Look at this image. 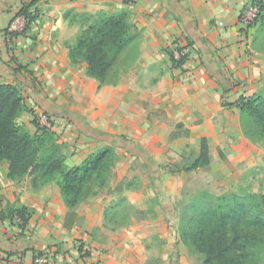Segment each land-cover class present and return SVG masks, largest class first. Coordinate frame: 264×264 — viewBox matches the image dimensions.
Here are the masks:
<instances>
[{
  "label": "crops",
  "instance_id": "0c3cea01",
  "mask_svg": "<svg viewBox=\"0 0 264 264\" xmlns=\"http://www.w3.org/2000/svg\"><path fill=\"white\" fill-rule=\"evenodd\" d=\"M21 1L0 0V84L17 83L23 76L43 81L62 78V82L77 77L82 97L89 102L80 113L86 116L90 129L109 137L84 134L106 144L108 138L124 136L140 147L132 143L140 154L155 155L162 152L158 146L168 144L182 158L199 150L201 137L207 138L211 152L214 145L229 142L239 147L243 141L239 110L229 104L240 95L253 94L264 79V53L250 49L249 28L241 20L249 0H137L132 6L126 0H36L35 21L8 41L7 32ZM70 9L130 14L140 34L139 53L130 71L116 84L101 88L97 84L89 89L84 77L94 78L86 75L84 64L83 77L72 68L68 44H73L78 33L76 30L69 40L73 27L63 18ZM182 45L190 46L192 56L171 68L168 50ZM142 67L151 77L144 86L139 82L144 76ZM25 104L30 107L28 99ZM25 112L18 123L32 132L36 128ZM58 123L51 130L62 131ZM177 125L190 134L170 142L165 132L174 131ZM123 150L127 149L115 146L116 154ZM11 182L0 172V198L28 206L32 216L22 230L17 220L2 219L0 204V264H31L32 257L43 248L56 264H63L73 257L66 253L64 260L57 247L70 249L76 257L82 249L72 246L75 239H81L84 250L88 249L83 257L87 264H140L136 247L142 239L133 231L140 225L138 220L128 226L124 232L127 239L120 244L101 227L102 205L87 204L78 210L74 224L65 227L69 211L56 182L54 196H49L48 186L27 192L10 186Z\"/></svg>",
  "mask_w": 264,
  "mask_h": 264
},
{
  "label": "rangeland",
  "instance_id": "374dc122",
  "mask_svg": "<svg viewBox=\"0 0 264 264\" xmlns=\"http://www.w3.org/2000/svg\"><path fill=\"white\" fill-rule=\"evenodd\" d=\"M29 12L32 16L31 20L28 22L21 20L17 29L26 28L35 21L37 15L35 6L32 5ZM66 22L73 27V35L69 33L71 36L69 40H71L76 30L78 33L79 27L77 23ZM136 38L132 50L125 55L122 67L118 70L119 79L129 70L138 56L140 34H137ZM249 44L254 52L264 53V32H260L259 21L249 27ZM186 46L188 45L176 46L172 51L168 50L171 68L179 67L178 54ZM192 53L191 49V56ZM71 66L83 77L82 63ZM141 74L144 76H141L140 84L142 86L149 84L151 77L144 72V67ZM84 78L86 87L89 89H94L97 84L98 88L112 85L104 84L99 87L96 79ZM263 78L264 74L261 79ZM17 84L22 90L24 99L29 100L30 107L25 113L30 114L36 128L32 132H38L45 127L44 115L50 120V128L53 125H59L58 122L62 124L63 130L55 132V137L69 166L79 164L90 153L106 145L107 142L89 138L80 129V123L88 128L91 127L86 122V116L79 110L89 102L82 97L80 80L77 77L72 81L62 82V78L43 81L33 76H23ZM262 89H264V79L255 92ZM238 121L243 141L238 143L239 147L229 142L214 145L212 152L210 151L211 163L207 168L191 172L180 171L181 155L171 149L168 144L165 147L158 146L162 152H156L155 155H147L144 152L143 156L135 155L132 150H123L120 154H116L106 186L101 188L95 186L93 195L82 202L74 212L67 213L64 226L74 224L79 209L87 204L92 207L99 204L102 205L101 227L107 232L110 231L112 236H116L115 241L120 244L127 239L125 230L132 223L136 224L134 219L138 220L140 225L133 230L135 235L142 239L141 244L137 243L136 247L138 263L201 264L199 254L193 252L181 239V227L187 222L193 210L212 204L220 198L230 201L232 195L262 196L264 194V142L255 136L249 137L243 132L240 113ZM170 125L175 127L174 123ZM172 131L165 132L166 139H169ZM105 136L109 137L108 134ZM123 139L134 144L125 137ZM134 145L140 148L137 144ZM134 145L131 146L132 149L136 148ZM0 172L3 174L7 172L5 163L0 164ZM55 184L50 182L37 189L31 186L30 177H25L9 185L27 192L42 190L43 187L48 186L49 196H54ZM52 202L56 203L54 200ZM100 237L104 239L106 235L100 234ZM80 242H82L81 239H75L72 242L74 248L82 249L76 257L70 254V249L65 251L64 247H57V253L62 255L64 260L66 253L69 257H73L72 261H65L63 264H87L83 257L89 252L87 248H85L86 251L84 250ZM45 250L46 248H43L38 253H46ZM262 256V264H264V251ZM80 258L81 262H79ZM52 260L56 264L55 260Z\"/></svg>",
  "mask_w": 264,
  "mask_h": 264
},
{
  "label": "trees",
  "instance_id": "16d2710c",
  "mask_svg": "<svg viewBox=\"0 0 264 264\" xmlns=\"http://www.w3.org/2000/svg\"><path fill=\"white\" fill-rule=\"evenodd\" d=\"M36 0H22L17 15L31 20L29 12ZM258 7L257 17L247 27L259 21L264 32V0H249ZM63 18L77 23L78 34L68 48L70 61L84 64L87 76L96 79L99 87L115 84L124 57L132 50L137 34L135 24L126 11L91 13L70 9ZM8 41L16 35L8 31ZM191 43V42H190ZM184 58L178 64L184 62ZM21 69V66H18ZM230 106L238 108L243 132L264 142V89L251 95H240ZM22 90L17 83L0 84V164L7 165L6 177L20 181L30 177L31 186L56 182L64 205L69 212L91 195L94 187L106 186L111 175L116 151L115 146L126 148L143 156L124 136L108 138L109 143L90 153L79 164L69 166L51 128L32 133L27 126L18 123L20 115L27 111ZM33 123V121H32ZM80 129L87 135L107 139L102 132L84 124ZM188 129L181 126L170 133L169 141L188 137ZM211 156L206 137L200 138L199 150L181 158L179 170L191 172L210 166ZM2 219L15 221L24 229L32 216L28 206L11 203L0 198ZM182 241L199 254L201 264H262L264 251V194L232 195L230 201L219 199L199 207L191 213L181 227Z\"/></svg>",
  "mask_w": 264,
  "mask_h": 264
},
{
  "label": "built area",
  "instance_id": "2783aa9c",
  "mask_svg": "<svg viewBox=\"0 0 264 264\" xmlns=\"http://www.w3.org/2000/svg\"><path fill=\"white\" fill-rule=\"evenodd\" d=\"M126 1L128 5L132 6L137 0H126ZM257 14H258V7L256 5L250 4L247 12L242 15L241 20L247 26L248 23L252 22L257 17ZM21 20L25 22L29 21V19L25 18L23 15H17V16L14 15L10 23L11 26L9 28L10 30L8 31L19 32V33L25 31L27 27L26 28L24 27L23 29H17V26ZM190 51L191 48L189 45L184 47L181 50L180 54H178V58L180 60L182 58L185 59L190 54ZM39 116H43V115L39 114ZM43 119L45 120V127L50 128L51 124L48 117L44 115ZM15 220L18 221V218H16ZM31 264H55V263L47 253H36L31 259Z\"/></svg>",
  "mask_w": 264,
  "mask_h": 264
}]
</instances>
